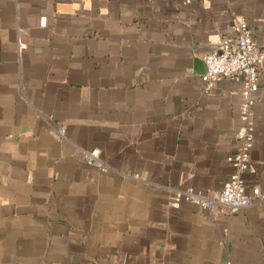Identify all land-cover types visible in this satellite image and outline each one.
I'll use <instances>...</instances> for the list:
<instances>
[{
  "label": "crops",
  "instance_id": "crops-1",
  "mask_svg": "<svg viewBox=\"0 0 264 264\" xmlns=\"http://www.w3.org/2000/svg\"><path fill=\"white\" fill-rule=\"evenodd\" d=\"M235 20L264 44V0H0V264H264V199L175 194L216 196L233 171L243 84L201 76Z\"/></svg>",
  "mask_w": 264,
  "mask_h": 264
},
{
  "label": "built area",
  "instance_id": "built-area-1",
  "mask_svg": "<svg viewBox=\"0 0 264 264\" xmlns=\"http://www.w3.org/2000/svg\"><path fill=\"white\" fill-rule=\"evenodd\" d=\"M45 24L46 18L44 17L42 25ZM205 63L207 71L202 74L201 79L206 91L211 90L223 78L240 81L243 84L240 106L242 124L236 132V138L239 141L238 149L227 156V160L233 166V171L216 196L212 197L192 188L175 189V194L178 199L184 198L194 205L210 210L220 206L234 213L251 206L258 199H264V194L258 186L253 187L252 195L246 193L244 178L251 162V151L254 144V107L260 91L259 70L264 63V44L256 45L252 29L247 22L235 20L231 31L223 34L216 47L205 56ZM64 131L62 127L60 133L64 135ZM84 158L89 165L98 168L106 166L97 150L85 151ZM174 206L178 207L179 203L175 201Z\"/></svg>",
  "mask_w": 264,
  "mask_h": 264
},
{
  "label": "water",
  "instance_id": "water-1",
  "mask_svg": "<svg viewBox=\"0 0 264 264\" xmlns=\"http://www.w3.org/2000/svg\"><path fill=\"white\" fill-rule=\"evenodd\" d=\"M206 71H207V69H206Z\"/></svg>",
  "mask_w": 264,
  "mask_h": 264
}]
</instances>
